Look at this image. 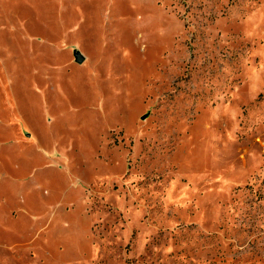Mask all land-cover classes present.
<instances>
[{
  "label": "rangeland",
  "instance_id": "1",
  "mask_svg": "<svg viewBox=\"0 0 264 264\" xmlns=\"http://www.w3.org/2000/svg\"><path fill=\"white\" fill-rule=\"evenodd\" d=\"M0 264H264V0H0Z\"/></svg>",
  "mask_w": 264,
  "mask_h": 264
},
{
  "label": "water",
  "instance_id": "2",
  "mask_svg": "<svg viewBox=\"0 0 264 264\" xmlns=\"http://www.w3.org/2000/svg\"><path fill=\"white\" fill-rule=\"evenodd\" d=\"M75 57H76V62L78 63V64H83L84 63V61H85V59H84V57H82L80 54H76L75 55Z\"/></svg>",
  "mask_w": 264,
  "mask_h": 264
}]
</instances>
